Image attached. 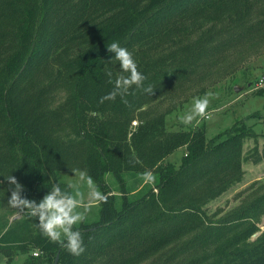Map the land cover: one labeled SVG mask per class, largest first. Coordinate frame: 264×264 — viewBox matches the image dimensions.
<instances>
[{
    "label": "trees",
    "instance_id": "16d2710c",
    "mask_svg": "<svg viewBox=\"0 0 264 264\" xmlns=\"http://www.w3.org/2000/svg\"><path fill=\"white\" fill-rule=\"evenodd\" d=\"M113 42L147 79L101 103L128 75ZM257 46L264 0H0V200L15 190L10 175L37 203L54 183L72 195L60 179L74 169L107 195L96 220L74 226L81 255L50 241L23 208L0 225V250H40L23 264H264V194L208 209L243 182L246 163L264 160V132L248 123L264 117L212 139L206 125L169 132L165 121L230 53L242 56L236 70ZM180 150L176 167L168 159Z\"/></svg>",
    "mask_w": 264,
    "mask_h": 264
},
{
    "label": "rangeland",
    "instance_id": "374dc122",
    "mask_svg": "<svg viewBox=\"0 0 264 264\" xmlns=\"http://www.w3.org/2000/svg\"><path fill=\"white\" fill-rule=\"evenodd\" d=\"M235 51L230 53L220 65V71L213 75L208 74L203 79L195 82L187 90L190 97L179 109L166 117V128L169 132L188 131L192 126L200 127L206 125L207 138L212 139L217 134L231 128L236 123L252 115L264 117V48L259 46L255 50H247L244 54V63L233 70V65L238 59L241 61V55ZM238 87L242 90L235 91ZM211 92L210 104L206 110L205 116H197L191 111L195 97H202L205 93ZM184 115H192L193 120L190 124L183 121ZM209 117V118H207ZM249 125H253L257 133L264 132V126L260 117L249 120ZM137 126V122H134ZM255 146L254 142L246 145L245 150L248 152ZM259 148L264 150V139H259ZM184 150H180L171 157L169 161L176 167H179L184 156ZM245 176L243 182L232 187L226 194L222 195L213 204L208 206L210 213L219 211H230L232 208L239 206L249 200L257 199L264 194V160L258 164L246 163L244 165ZM76 179L74 173L63 172L61 181L71 184ZM94 180V179H93ZM108 183L115 185L114 177L108 176ZM95 181V180H94ZM96 183V182H95ZM97 185V183H96ZM115 187V186H114ZM99 191L101 189L98 187ZM81 190L87 194V185L82 184ZM102 192V191H101ZM7 191L3 190L5 196L0 200V225L7 220L11 223L15 218L22 217L25 212H19L20 207H13L9 203L10 196H6ZM72 195H75V189L72 188ZM87 203V198H85ZM83 210V209H81ZM100 203L91 207L86 213L85 220L99 217ZM77 226V225H76ZM262 231H264V215L261 217ZM40 253L39 249L14 251L8 256L0 250V264H23L34 253Z\"/></svg>",
    "mask_w": 264,
    "mask_h": 264
},
{
    "label": "clouds",
    "instance_id": "9594fccd",
    "mask_svg": "<svg viewBox=\"0 0 264 264\" xmlns=\"http://www.w3.org/2000/svg\"><path fill=\"white\" fill-rule=\"evenodd\" d=\"M107 48L109 52H115L114 59L119 61L121 69L128 75L115 78L113 90L101 98V103L105 100H115L121 89L127 90L133 85L143 88L147 79L144 73L139 70L134 55L129 49L121 47L117 42H113ZM108 76L112 77L111 72L108 73ZM144 91L151 93L153 89L149 86L144 88ZM211 96L212 93L208 92L202 97H195L191 111L197 116H205ZM192 120V115L183 116V121L186 124H190ZM71 172L74 173L76 179L69 187L75 189V195L64 194L61 185L54 183L51 186V191L44 195L39 203L24 197L22 195L23 186L17 182L13 175H10L7 177V181L15 185V190L11 192L9 203L13 207L26 209L29 217H38L37 226L43 235L50 241L60 244L61 247H66L72 255L79 256L85 251V246L81 232L74 226L85 219L86 213L92 206L100 202H107V195L98 190L95 181L86 170L74 169ZM82 184L87 185L86 197L81 190ZM85 198H87V203H85ZM65 240H67V244H65Z\"/></svg>",
    "mask_w": 264,
    "mask_h": 264
},
{
    "label": "water",
    "instance_id": "95a60500",
    "mask_svg": "<svg viewBox=\"0 0 264 264\" xmlns=\"http://www.w3.org/2000/svg\"><path fill=\"white\" fill-rule=\"evenodd\" d=\"M240 90H242V89H240L238 87L235 88L236 92H239ZM257 236H258V234H256L254 237H257ZM58 260H59V257L56 258L55 264H58Z\"/></svg>",
    "mask_w": 264,
    "mask_h": 264
},
{
    "label": "built area",
    "instance_id": "2783aa9c",
    "mask_svg": "<svg viewBox=\"0 0 264 264\" xmlns=\"http://www.w3.org/2000/svg\"><path fill=\"white\" fill-rule=\"evenodd\" d=\"M263 80H264V79H263ZM207 118H209V117H207ZM34 256H36V257L39 256V253L35 252V253H34Z\"/></svg>",
    "mask_w": 264,
    "mask_h": 264
},
{
    "label": "crops",
    "instance_id": "0c3cea01",
    "mask_svg": "<svg viewBox=\"0 0 264 264\" xmlns=\"http://www.w3.org/2000/svg\"><path fill=\"white\" fill-rule=\"evenodd\" d=\"M19 218H20V217H19ZM15 219H18V218H15ZM15 219H14V220H15ZM261 229H262V226H261ZM262 232H264V231H262Z\"/></svg>",
    "mask_w": 264,
    "mask_h": 264
}]
</instances>
